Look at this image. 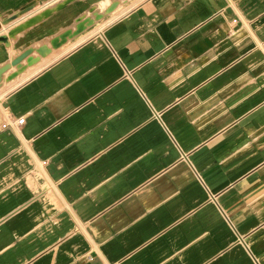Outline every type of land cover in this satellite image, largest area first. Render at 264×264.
Masks as SVG:
<instances>
[{
    "label": "crops",
    "instance_id": "obj_1",
    "mask_svg": "<svg viewBox=\"0 0 264 264\" xmlns=\"http://www.w3.org/2000/svg\"><path fill=\"white\" fill-rule=\"evenodd\" d=\"M49 1L0 0V264H264V0Z\"/></svg>",
    "mask_w": 264,
    "mask_h": 264
},
{
    "label": "bare ground",
    "instance_id": "obj_2",
    "mask_svg": "<svg viewBox=\"0 0 264 264\" xmlns=\"http://www.w3.org/2000/svg\"><path fill=\"white\" fill-rule=\"evenodd\" d=\"M118 1H121V0H113V1H111V2H108L107 4L106 3H104L103 4V9L105 10V9H107V8H110L111 7V5H112V3H117ZM48 2V1H47ZM50 3L49 4H47V5H45L42 9H40V10H38V11H36V12H38V13H36V14H34V16H30V17H27V19H25L24 21H22L21 23H19L18 25H16L14 28H13V30L14 31H16V30H21V29H23L22 27L23 26H26V25H29V24H31L34 20H36V19H38V18H40V17H42V16H44V15H48L49 13H51V12H53L54 10H56L57 8H59V7H61V5L62 4H64L65 3V0H50L49 1ZM42 4V3H41ZM39 7V6H38ZM36 10H37V8H36ZM35 13V12H34ZM1 19V18H0ZM2 22H3V20H2ZM80 27V26H79ZM79 27H77V28H75L76 30L79 28ZM3 28V27H2ZM10 28V27H9ZM3 29H6V28H3ZM11 29V28H10ZM80 30H81V27L79 28ZM101 29H102V27H101ZM12 30V29H11ZM79 30V31H80ZM4 31V30H3ZM13 31V32H14ZM2 32V31H1ZM5 33V32H4ZM6 35V34H5ZM2 40V39H1ZM0 40V41H1Z\"/></svg>",
    "mask_w": 264,
    "mask_h": 264
},
{
    "label": "rangeland",
    "instance_id": "obj_3",
    "mask_svg": "<svg viewBox=\"0 0 264 264\" xmlns=\"http://www.w3.org/2000/svg\"><path fill=\"white\" fill-rule=\"evenodd\" d=\"M104 1H106V0H104ZM138 1L139 0H125L120 6H118L113 11L106 12L103 20L99 21V23L101 24V26L99 28H96L95 30H93L87 37L95 34L98 31H101L102 30L101 27L103 28L107 23H109L111 20L115 19L117 16H119L120 14H122L123 12H125L126 10H128L130 7H132ZM86 38H84V39H86Z\"/></svg>",
    "mask_w": 264,
    "mask_h": 264
},
{
    "label": "built area",
    "instance_id": "obj_4",
    "mask_svg": "<svg viewBox=\"0 0 264 264\" xmlns=\"http://www.w3.org/2000/svg\"><path fill=\"white\" fill-rule=\"evenodd\" d=\"M24 120H25L24 116H20L18 118H14L13 120L8 121V122H6V121L1 122L0 127L1 128H8L10 126H20L24 123Z\"/></svg>",
    "mask_w": 264,
    "mask_h": 264
},
{
    "label": "water",
    "instance_id": "obj_5",
    "mask_svg": "<svg viewBox=\"0 0 264 264\" xmlns=\"http://www.w3.org/2000/svg\"><path fill=\"white\" fill-rule=\"evenodd\" d=\"M74 0H65V3L63 4V5H61V7H59V9L60 8H62V7H64V6H66V5H68L69 3H71V2H73ZM26 10H28V8H25L24 10H23V12H25ZM50 14V13H49ZM48 14V15H49ZM48 15H46V16H48ZM45 16V17H46ZM22 56H19L18 58H16V60H15V62H17V61H19L20 60V58H21ZM2 71V69L0 70V72Z\"/></svg>",
    "mask_w": 264,
    "mask_h": 264
}]
</instances>
